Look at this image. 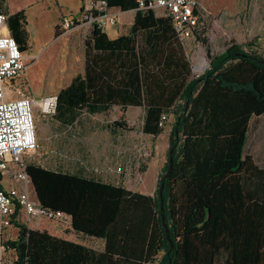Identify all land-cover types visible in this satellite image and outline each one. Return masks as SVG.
Returning <instances> with one entry per match:
<instances>
[{
  "label": "trees",
  "instance_id": "16d2710c",
  "mask_svg": "<svg viewBox=\"0 0 264 264\" xmlns=\"http://www.w3.org/2000/svg\"><path fill=\"white\" fill-rule=\"evenodd\" d=\"M5 2L0 0V10L25 52L26 10L11 12ZM107 2L136 8L135 20L114 39L96 24L91 27L84 38V72L57 92L52 116L68 127L84 111L141 106L142 132L157 136L172 115L157 189L147 194L105 181L86 165L66 170L61 162L53 167L29 161L26 169L41 206L68 214L77 237L104 242L87 244L15 218L18 235L5 243L14 251L12 264H264V166L246 147L252 119L264 115V54L258 41H233L194 75L170 16H156L139 0ZM200 22L195 38L206 42L201 17ZM125 125L115 120L111 129Z\"/></svg>",
  "mask_w": 264,
  "mask_h": 264
},
{
  "label": "rangeland",
  "instance_id": "374dc122",
  "mask_svg": "<svg viewBox=\"0 0 264 264\" xmlns=\"http://www.w3.org/2000/svg\"><path fill=\"white\" fill-rule=\"evenodd\" d=\"M9 0L12 6L24 7L27 12L29 48L25 51L27 68L24 74L35 97L57 94L72 78L83 69L84 37L91 26H74L63 32L58 24L62 17L77 12L79 0ZM201 13L202 39L191 38L185 45L191 61L192 72L199 75L210 65L211 57L223 51L233 41L245 42L255 39L264 54V0H199ZM208 60L206 67L199 68L201 58ZM142 107L129 108L124 113L112 108L104 113L83 115L81 121L63 133V127L52 115L36 113L38 136L37 148L25 154V159L36 161L46 166L60 165V154L66 159L61 168L75 170L79 163L76 150L81 146L79 140L84 125L88 123L97 134L116 133V154L112 159L113 167L122 166L124 184L132 190L154 194L160 174L168 158L169 134L174 121L170 115L164 130L157 136L142 132ZM123 120L126 125L117 132L110 125L115 120ZM113 127V126H112ZM115 127V126H114ZM256 139L264 140V115L254 117L250 124L247 152H254ZM122 141V143H121ZM122 146V152L120 147ZM127 146L126 152H124ZM112 170V171H113ZM126 173V175H124ZM32 228L49 229L63 233L56 221L37 217L31 220L20 216ZM18 228L12 224L5 228L0 239V264H12L15 258L13 249L6 248V241L15 239Z\"/></svg>",
  "mask_w": 264,
  "mask_h": 264
},
{
  "label": "built area",
  "instance_id": "2783aa9c",
  "mask_svg": "<svg viewBox=\"0 0 264 264\" xmlns=\"http://www.w3.org/2000/svg\"><path fill=\"white\" fill-rule=\"evenodd\" d=\"M80 9L65 15L58 26L67 32L74 26L97 25L102 29L118 22L120 11L110 12L107 0H80ZM142 8H161L172 18L174 28L186 44L195 38L200 25L199 0H139ZM7 16L0 10V236L20 216L56 221L63 229L71 227L70 216L63 211L43 208L27 172L25 154L37 148L36 113L53 115L57 95L35 97L24 77L27 61L10 34ZM163 115V119H166ZM72 126L65 127L67 133Z\"/></svg>",
  "mask_w": 264,
  "mask_h": 264
},
{
  "label": "crops",
  "instance_id": "0c3cea01",
  "mask_svg": "<svg viewBox=\"0 0 264 264\" xmlns=\"http://www.w3.org/2000/svg\"><path fill=\"white\" fill-rule=\"evenodd\" d=\"M55 1H56L57 5H60L58 0H55ZM5 4L8 6V8L11 12H15L17 10L24 8V7L12 6L9 3V0H6ZM80 6H81V2L79 0V4H78L76 11H78L80 9ZM24 9L26 10V8H24ZM152 10L154 11L156 16H162L163 15V11L161 8L152 9ZM114 11H120L117 24L108 25L106 28H104L108 37L111 39L117 38L119 35L127 33L129 27L134 22L135 16L137 13L136 8L122 9L118 6H112L110 12H114ZM26 14H27V12H26ZM178 47H179V45H178ZM83 61H85L84 44H83ZM83 72H84V65H83V69L80 73H83ZM32 94H33V92H32ZM135 107H141V106H134V105L127 106L125 112L129 108H135ZM112 108H118L121 110L122 113H124V111L120 108L119 105H114ZM97 114H100V113H88V112L84 111L82 116L88 115L90 117L91 116L93 117V115H97ZM81 120L82 119L80 118L79 120L75 121V124L80 122ZM142 124H143V115H142ZM111 125H110V127H112ZM80 126L83 127L82 133L80 134V137H79V140L81 142V146L79 147L78 150H76V156H77L76 159L78 160L79 163L74 162V164H73V165H77L76 169L78 167L80 168L83 165H86V167L89 171H93L101 179L108 181V182L115 183V184H122V185L126 186L124 184V181H123L124 176L122 173V168H121L122 166L120 165V167H118V169L116 168V166H114L115 170L112 169V167L114 165L112 162V159L114 157V154H116L115 152H116V147H117L116 140L118 139V136H120V134H118V135H116V133L97 134L96 130H94L92 132L90 131V133H87V131L92 129L91 124L88 123L87 128L84 127V125H80ZM118 128H117V130H118ZM141 128H142V126H141ZM117 130L115 132H117ZM148 135H150V134H148ZM248 137H249V134H248ZM247 142H248V140H247ZM121 143H122V141H121ZM120 150H121V152L123 151L122 146L120 147ZM126 150H127V146L125 147L124 152H126ZM253 150H254V152L250 151L247 153L253 159H255V161L257 163L264 166V140L263 139H256V141L254 143V149ZM64 157H65L64 153L60 154L59 158L62 160L59 162H61V163H63L62 161L66 162V159H64ZM124 175H126V173H124ZM127 188H129V187H127ZM147 194H151V193H147ZM49 231L58 235V236H62V237L73 239V240H76V239L81 240L84 243L95 245V246H102L103 242H104L102 239L94 238V237H90V236L86 237V236L79 235V237H77L76 233H73L70 230V228H68V230L65 232L62 231L63 233L53 232L52 230H49ZM0 239H1V236H0Z\"/></svg>",
  "mask_w": 264,
  "mask_h": 264
},
{
  "label": "water",
  "instance_id": "95a60500",
  "mask_svg": "<svg viewBox=\"0 0 264 264\" xmlns=\"http://www.w3.org/2000/svg\"><path fill=\"white\" fill-rule=\"evenodd\" d=\"M206 67V66H205ZM172 164H173V157H172V155L169 157V167H168V169H167V171L164 173V175H163V182H162V184L160 185V188H159V193H160V195H162V191H163V188H164V180L168 177V174H169V171H170V168H171V166H172ZM162 208H163V203H162ZM162 221H163V225H166V223H165V215H164V213H162ZM168 238H169V235H168ZM170 239V238H169ZM170 242H171V246H173V242H172V240H170Z\"/></svg>",
  "mask_w": 264,
  "mask_h": 264
},
{
  "label": "bare ground",
  "instance_id": "6f19581e",
  "mask_svg": "<svg viewBox=\"0 0 264 264\" xmlns=\"http://www.w3.org/2000/svg\"><path fill=\"white\" fill-rule=\"evenodd\" d=\"M207 63H208V60L205 57H203L201 58V62L198 64V67L203 68L207 65Z\"/></svg>",
  "mask_w": 264,
  "mask_h": 264
}]
</instances>
